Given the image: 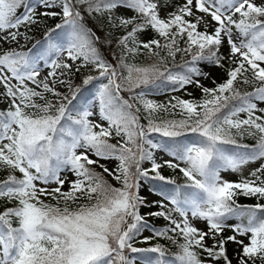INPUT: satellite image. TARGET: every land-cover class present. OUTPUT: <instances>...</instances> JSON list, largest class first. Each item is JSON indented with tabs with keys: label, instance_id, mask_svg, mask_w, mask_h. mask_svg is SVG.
I'll return each instance as SVG.
<instances>
[{
	"label": "snow or ice",
	"instance_id": "1",
	"mask_svg": "<svg viewBox=\"0 0 264 264\" xmlns=\"http://www.w3.org/2000/svg\"><path fill=\"white\" fill-rule=\"evenodd\" d=\"M47 18L59 22L45 25L44 43L22 50L21 40ZM89 18L106 30L103 38ZM102 44L116 45L115 64ZM142 50L151 64L127 62ZM178 54L190 59L169 67ZM200 62L226 78L218 82ZM149 85L172 92L195 85L202 95L161 103L147 98ZM0 89V171L7 172L0 201L8 202L0 209V264H134L126 251L158 254L145 264H264V0H0ZM88 89L91 99L81 104ZM123 91L134 92L136 104ZM189 133L196 139L185 143ZM245 136L255 143H239ZM157 149L172 159L157 162ZM112 160L111 168L101 162ZM165 167L186 182L163 175ZM225 171L240 178L224 179ZM145 178L165 183L162 199L151 201L158 210L141 215ZM241 196L258 202L240 204ZM150 217L167 225L157 229ZM147 229L177 244L172 258L159 244L133 246ZM229 243L237 245L232 258Z\"/></svg>",
	"mask_w": 264,
	"mask_h": 264
},
{
	"label": "trees",
	"instance_id": "2",
	"mask_svg": "<svg viewBox=\"0 0 264 264\" xmlns=\"http://www.w3.org/2000/svg\"><path fill=\"white\" fill-rule=\"evenodd\" d=\"M21 11H22V9H21ZM18 14H19V12H18ZM43 20L48 24V27H54L55 23L59 22L58 18H47V19H43ZM88 22L91 25V27L96 29L97 34L100 35L102 38L104 35L107 34L106 30L97 28L95 22L93 20H91L90 18L88 19ZM44 31L38 30L37 28L32 27L31 31L29 32L31 39L28 40L26 42V44L23 45L22 50L26 51L28 48H31L37 41L44 43ZM148 34H149L150 38L154 35V33H152L151 31H149ZM114 35H118V33H115ZM101 47H102L103 54L105 56L107 55L109 57V59L115 64L116 63V56L119 55V50L117 49L116 45L112 44L111 46H109L107 44H102ZM188 59H190V56H182V55L178 54L175 61H172V60L168 61V65H169V67H173L174 65H181V64H183V62L185 60H188ZM153 60H154V58L150 57L149 53L146 50H142L140 53H138L134 57H129L127 62L132 63V64H136V65H140V66H144L147 64H151L153 62ZM175 70L179 71L180 69L175 68ZM87 71H88L87 69L82 70V72L80 74H77L76 76H74L73 77V84L75 85V84L81 83L82 78H83V74ZM224 74H225V71H224ZM225 78H226V74H225ZM210 87H214V85L212 84ZM140 90L141 89H135L134 92H138ZM142 90H144L145 92L150 91V90L158 92V91H161L164 89H163V86H161L160 88H156L155 86L149 85V86H142ZM251 90H252V88L250 86H242V91H251ZM93 91H94V89H88V90L83 91V95L81 96V99L79 102L81 104H83L85 102V99H84L85 97L88 99H91V93ZM164 91H169V90H164ZM134 92L129 93L127 91H123L122 95L123 96H125V95L133 96ZM201 95H202V93H201ZM201 95H200V97H201ZM130 102H132V101H130ZM0 109H3V108H0ZM140 115L142 117V122L146 124L147 121H146V119L143 118L144 117L143 109H141ZM160 117L179 119V116H174V117L168 116L165 113H160ZM151 138L154 141H156L158 139V142L161 141V139H162L159 134H151ZM163 139H167V138H163ZM183 139H184L185 143H188V142H191L192 140H195L196 136H195V134L189 133ZM112 142L115 143L116 141L113 140ZM238 142L242 143V144H245V143L246 144H254L255 140L252 137L245 136L242 138L238 137ZM146 162L147 161H144L143 164ZM97 170L99 171V169H97ZM6 174H7L6 171H0V179H3L4 176H6ZM162 174L167 176V177L174 179L176 181V183L179 185H183L186 182L185 177L183 176L182 173L179 172L178 169L174 170V169H169V168L165 167L162 169ZM106 179H108L109 182L112 183L113 185L117 186L111 180V178H109L108 176H106ZM164 183L165 182H162L159 180H151V186L150 187L152 190L160 192L161 186H163ZM172 187H174V186L173 185H167V188H169V189H171ZM46 202L55 203V201L51 200L50 198H46ZM257 202L258 201L256 199L250 198V197L247 198V197L241 196L238 198V203H240V204H255ZM259 202H264V201H259ZM7 203L8 202H6V201H0V209H3ZM77 203H86V201L81 199ZM8 206H11V205L9 204ZM72 207H76V205L73 204ZM140 214L146 215V213L144 212V209H142V207L140 209ZM148 221H149L150 225H152L153 227H155L157 229L165 227L167 225V223H165V222L161 223V220L156 219L155 217L148 218ZM145 231H149L151 233L150 236H152L153 238L151 239V243H146V245L143 246V248H150V247H154L157 244H159L167 250V257L166 258H172L174 256V254L178 251L177 244L173 243V241L171 239H167L165 237H155L153 235V232L151 229H147ZM143 232H144V230H142L139 235L143 234ZM169 235H171V233ZM180 242H182V241H180ZM133 246L140 248L137 245H133ZM229 247H230V243L227 245L228 252H229ZM126 254L129 256V258L135 257L136 259H139L143 262L144 261L146 262L148 259L155 260L156 256L158 255L155 253H132L130 251H126Z\"/></svg>",
	"mask_w": 264,
	"mask_h": 264
},
{
	"label": "rangeland",
	"instance_id": "3",
	"mask_svg": "<svg viewBox=\"0 0 264 264\" xmlns=\"http://www.w3.org/2000/svg\"><path fill=\"white\" fill-rule=\"evenodd\" d=\"M168 2L170 4H172V5H175V4L183 3V0H168ZM172 10L173 9L171 7H168L167 9H163L162 8L160 14H161V16H164L165 12H170ZM38 11H39V9H38ZM45 25L48 26V24L42 19L40 25L39 26H34L33 28H37L38 30L44 31L45 30ZM25 30L26 29L21 28V31H25ZM201 30H203L202 26H201ZM211 30L212 29H209V31H211ZM146 35L150 38L148 32L146 33ZM26 42L27 41L21 40V45L26 44ZM4 47L7 48L8 45H4ZM12 47H16V45L13 44ZM227 48H228V46L225 43L221 47V52H226ZM199 66L204 71H210L212 73V75L217 78L218 82L222 81L225 78L224 69H221V68H218V67H212V66L208 65L206 62H200ZM83 70H85V69H83ZM45 71L46 70H42V72H41L42 76L45 74ZM201 83H203L204 85H206L208 87H210L213 84L211 79H204V78H201ZM60 90L61 91H66L65 88H61ZM0 91H2V89H0ZM189 93L191 94V96L188 95ZM173 95L180 96V97L185 98V99H188V98L199 99L200 95H201V91L195 85L186 86V90H180V91H177V92H172V91H158V92H156V91H147V98L148 99H153V100H156V101L161 102V103H164V102L168 101L169 99H171V97ZM132 102H134V104H136V101L133 100V99H132ZM5 107H6V104L4 102L0 101V108H5ZM260 107H264V104H260ZM156 142H158V139L156 140ZM154 156L157 158V162H162L164 159H172V157L168 156L167 153H165L164 151H161L159 149L154 150ZM101 162L102 163H106L110 168L114 167L115 164L117 163L115 160H112V161H101ZM142 166H143V168H149L150 169L151 162L148 161V162L144 163ZM258 166H259V162L247 165L243 169V175L247 176L248 173L252 169H254V168L258 167ZM221 174L224 177V179H227L229 181H236V180H238L240 178L239 174L232 173L230 171H225V172H222ZM71 178H72L71 174H69V179H71ZM109 178H111V177H109ZM111 180L117 186H119V184L115 180H113L112 178H111ZM142 184H143V187L140 190L141 195L146 197L149 200V203L147 205L143 206L142 209H144L145 213H147L149 211L158 210L157 206L153 205L151 203V201H153V200L158 201V200L162 199V197L159 195V192L158 191H154V190L151 189V187H150L151 179L145 178L144 180H142ZM50 187H55V185L54 184L50 185ZM67 187L68 186L65 185V190H67ZM247 198H249V197H247ZM169 206H171V205L169 204ZM174 215L178 216V214H174ZM150 218H153V217H150ZM155 218L161 220V223H164V222L167 223V221L164 220L161 217H155ZM190 219H192V222L198 228H204L205 227V223L203 221L195 220L194 218H191V217H190ZM236 222L237 221L235 219L229 221V223H236ZM226 234H231V233L227 232ZM150 235H151V233L149 231H144L143 234L138 235L135 238V240L133 241V245H138L140 248H142L143 246L146 245V243H151V240H149L147 242L144 241V237L150 236ZM245 242H247V241H245ZM236 247H237V245H235L233 243H230L229 252H228L230 258H232L233 251H234V249H236ZM134 264H145V262H142L139 259H135ZM233 264H236L235 259H233Z\"/></svg>",
	"mask_w": 264,
	"mask_h": 264
}]
</instances>
